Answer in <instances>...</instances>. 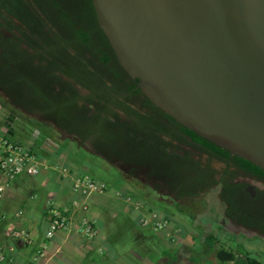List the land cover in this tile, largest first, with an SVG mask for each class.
<instances>
[{"label":"trees","instance_id":"obj_1","mask_svg":"<svg viewBox=\"0 0 264 264\" xmlns=\"http://www.w3.org/2000/svg\"><path fill=\"white\" fill-rule=\"evenodd\" d=\"M0 26L8 31L0 33V94L9 135L19 113L74 135L79 145L89 140L95 153L127 166V179L140 182L144 173L167 189L179 210L180 202L217 188L224 220L264 234V189L252 197L245 182L234 180L247 175L264 182V170L180 124L134 88L138 79L119 65L92 0H0ZM213 159L225 166L212 167ZM218 241L214 231L204 233L203 244L220 264H261ZM163 256L159 264H182L180 252ZM191 263L200 264L189 257Z\"/></svg>","mask_w":264,"mask_h":264},{"label":"water","instance_id":"obj_2","mask_svg":"<svg viewBox=\"0 0 264 264\" xmlns=\"http://www.w3.org/2000/svg\"><path fill=\"white\" fill-rule=\"evenodd\" d=\"M92 3L119 65L138 79L134 88L264 170V0Z\"/></svg>","mask_w":264,"mask_h":264},{"label":"crops","instance_id":"obj_3","mask_svg":"<svg viewBox=\"0 0 264 264\" xmlns=\"http://www.w3.org/2000/svg\"><path fill=\"white\" fill-rule=\"evenodd\" d=\"M7 114V111L0 110V128L4 126ZM27 121L32 127L34 123L28 119L25 120V124L21 125L14 117L10 123L12 133L9 136L13 141L28 145L33 150L36 155L35 162L38 172L19 174L6 187L0 199V250L11 257V260L5 264H27L31 261L34 246L43 239L48 225L49 203L60 209L68 208L67 214L71 226L68 230L56 231L51 238L47 239L45 256L37 259L33 264H159L164 259V251L171 253L176 248L171 244L169 250H162L159 254L151 255L150 247L142 248L138 245L140 241L147 238L146 235L142 233L123 234V228L126 226L138 225L139 217L148 213L149 207L155 209L153 200L156 198L143 197L142 194L145 195V193L131 186L117 163L112 164L122 174L123 185L120 191L135 194L142 198L147 206L142 210H136L121 197L116 195L117 197L113 198L105 191L81 198L80 200L86 205L85 209L73 207L72 201L76 195L71 190V178H62L57 165L64 164L74 173H88L110 185L111 181L97 177L87 169V165L91 162L90 159L78 160L68 155L69 151L72 153V149H82L90 154H99L70 140L65 133L62 138L49 135L53 142L48 146L39 142L38 139L35 143L31 140L24 141L23 139L29 135L26 131ZM31 135L35 136V134ZM71 145L73 148H70ZM147 192L153 195V191L148 190ZM163 199L165 198L161 200ZM83 216H89L96 221L97 233L91 239L83 238L75 231L78 221ZM177 226L172 222L168 231L169 235H161L160 238L169 239L172 243L174 239L171 230ZM178 227L183 232L182 228ZM14 229L27 230L33 239V244L28 245L22 239H13L11 232ZM10 245L14 248L13 252L9 250Z\"/></svg>","mask_w":264,"mask_h":264},{"label":"rangeland","instance_id":"obj_4","mask_svg":"<svg viewBox=\"0 0 264 264\" xmlns=\"http://www.w3.org/2000/svg\"><path fill=\"white\" fill-rule=\"evenodd\" d=\"M3 99L4 97L0 94V110L8 112V106H3L1 103ZM14 117L21 125L25 124V120L27 119V116L19 113L14 115ZM32 117L42 122V119L39 116L32 115ZM29 123L30 122L27 121L26 124V131L29 135L23 139L24 141L31 140L35 143L36 139H38L39 142H43L48 146L49 143L53 142L49 135L57 138H62V136L65 135L53 125L42 124L35 126V124H33V126L30 127ZM31 134H35L37 138ZM66 137L75 141V139L69 135H66ZM70 148H73L72 145ZM86 148L87 150H91L88 144H86ZM71 151L72 153L69 151V154H67L72 156V158L78 160L88 158L91 160V162L87 165V169L95 176L111 181L105 191L113 198H116L118 196L117 193L122 190L121 185H123V178L120 170L102 156L87 153L82 149H72ZM214 166L219 167L216 163ZM125 178L127 179L126 176ZM127 180L136 190L139 188V191L145 193V195L142 194L143 197L156 198L153 200L154 210L162 213H168L172 217L173 223H176L183 230V232H181L180 230L177 231L175 228H172L171 235L174 240L171 243L169 239L163 240L160 238L161 235H169L168 231L170 225L164 229L155 231L148 226H141L138 219V225H135L134 227L126 226L123 228L122 232L126 235H135L136 233L146 235L147 238L140 241L138 245L142 248L150 247L152 252L151 255H153V253L159 254L162 250H169L172 244L173 247L176 248H174L171 252H180L182 254V264H187L189 257L197 258L198 263L200 264H220L215 257L214 250L207 248L203 244L204 233L207 231H214V234L218 237L219 245L237 252L248 253L250 256L259 259L261 264H264V235L260 234L258 231L248 230L246 228L233 225L230 221H228V219L224 220L222 216L223 205L219 201L217 188L208 190L197 197L180 202L181 210H179L170 199L165 198L161 200L162 198L158 197L155 192H153V195L149 194L147 191L153 190L148 184L141 181L136 182L129 179ZM248 181L253 185V187H260V184L254 180ZM218 223L223 225L224 230L218 229ZM177 243H180V245L178 246Z\"/></svg>","mask_w":264,"mask_h":264},{"label":"built area","instance_id":"obj_5","mask_svg":"<svg viewBox=\"0 0 264 264\" xmlns=\"http://www.w3.org/2000/svg\"><path fill=\"white\" fill-rule=\"evenodd\" d=\"M36 155L33 150L25 144L13 141L8 133V127L0 128V199L6 187L21 173L36 174L38 167L36 165ZM57 170L62 178H71V190L74 192L75 199L72 201L73 207L86 208V205L80 200L92 193L103 192L107 189L108 184L105 181L98 180L88 173H74L64 164L57 165ZM126 203L130 204L136 210L144 209L143 202L130 194L120 191L117 193ZM49 221L44 233L43 239L36 243L32 253L31 261L27 264H33L37 259L44 257L46 254V240L51 238L56 231L68 230L70 221L68 218V208H59L52 203L48 206ZM172 217L156 210L148 211L139 217L141 226H148L158 231L164 229L172 223ZM177 231L180 228H175ZM75 231L86 239L93 238L97 233L95 219L89 216H83L78 221ZM13 239H22L26 244H33V239L25 229H14L11 232ZM13 246L9 250L13 252ZM11 257L4 251L0 250V264L10 261Z\"/></svg>","mask_w":264,"mask_h":264},{"label":"flooded vegetation","instance_id":"obj_6","mask_svg":"<svg viewBox=\"0 0 264 264\" xmlns=\"http://www.w3.org/2000/svg\"><path fill=\"white\" fill-rule=\"evenodd\" d=\"M0 33L8 34V31H6L3 27L0 26ZM136 84H137V83H136ZM79 90H80L82 93H85V92H86V90H85V89H82V88H79ZM118 96H120V95H118ZM38 114H39V113H38ZM39 115H40V114H39ZM39 117H40V116H39ZM63 133L67 134L66 132H63ZM67 135L73 137V138L75 139L76 143L79 142V139H78L77 137H75L74 135H72V134H67ZM86 144H88V146L90 147V149L93 150V148H92V146H91L89 140H86V141H85L83 144H81V145L84 146V147H86ZM115 163H117V164L119 165V167H120L122 170H126V169H127V166H126L124 163H122V162H120V161H115ZM215 163L218 164L219 167H215V166H214ZM225 163H226L225 161H219V160H215V159H213V160L211 161V166L214 167V168H216V169H218V170H220V169H222V168L225 166ZM138 178H139V180H140L141 182H144V183L148 184L149 187H151V189L153 190V192L157 193L158 197H161V198H168V199H170V200L173 202V200H172V198H171V197H172V194H171L167 189H164V188H162V187H156V186H155V182H154L153 179H151V178H146V176H145L144 173H139V174H138ZM234 180H235V181H243V182H245V183H246L245 191H247L252 197H254V196L256 195V191H255L256 188H258V189H260V190H263V189H264V182H263V181L258 180V179L253 178V177H250V176H247V175L237 176ZM248 180H254L255 182H257V183L260 184V187H252V189L247 190L246 187H247L249 184H251ZM251 185H252V184H251ZM252 186H253V185H252ZM227 219H228V221H230L233 225H236V226H239V227H242V228H246V229H248V230L258 231L257 229H251V228H247V227H245V226H243V225H238V224H236L233 220H231L230 218H227ZM258 232H259V231H258ZM259 233H260V232H259ZM260 234H262V233H260ZM263 235H264V234H263Z\"/></svg>","mask_w":264,"mask_h":264}]
</instances>
